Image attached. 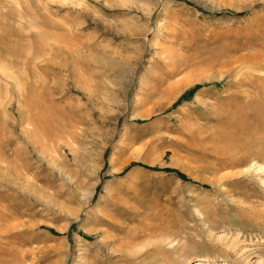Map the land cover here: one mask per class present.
Masks as SVG:
<instances>
[{
  "label": "rangeland",
  "instance_id": "obj_1",
  "mask_svg": "<svg viewBox=\"0 0 264 264\" xmlns=\"http://www.w3.org/2000/svg\"><path fill=\"white\" fill-rule=\"evenodd\" d=\"M0 73V264H264V0H0Z\"/></svg>",
  "mask_w": 264,
  "mask_h": 264
},
{
  "label": "bare ground",
  "instance_id": "obj_2",
  "mask_svg": "<svg viewBox=\"0 0 264 264\" xmlns=\"http://www.w3.org/2000/svg\"><path fill=\"white\" fill-rule=\"evenodd\" d=\"M1 74V73H0ZM202 146V145H201ZM204 146V145H203Z\"/></svg>",
  "mask_w": 264,
  "mask_h": 264
}]
</instances>
